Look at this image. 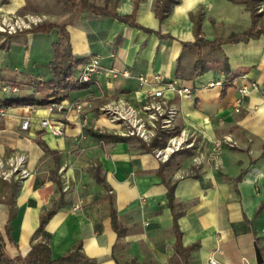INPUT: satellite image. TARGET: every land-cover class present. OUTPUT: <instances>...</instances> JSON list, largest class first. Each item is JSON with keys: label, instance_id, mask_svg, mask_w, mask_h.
Here are the masks:
<instances>
[{"label": "crops", "instance_id": "crops-1", "mask_svg": "<svg viewBox=\"0 0 264 264\" xmlns=\"http://www.w3.org/2000/svg\"><path fill=\"white\" fill-rule=\"evenodd\" d=\"M87 1L91 9L74 13L58 1L41 11L42 0H0V13L44 18L0 49L5 110L0 160L8 170L9 159L21 158L26 171L0 177L5 254L24 257L33 244L45 241L52 259L79 246L97 264H264V33L221 43L211 68L199 75L191 72L195 53H185L183 77L176 76L183 45L195 41L196 25L207 41L264 30V0H254L253 14L249 0ZM126 16L131 24L119 19ZM51 23L64 25L79 61L72 75L78 88L56 103L87 102L82 114L50 111L45 104L55 98L49 64L58 31L45 29ZM4 39L0 35V44ZM93 57L101 72L79 85V72ZM219 58L228 73L217 66ZM154 75L191 88L189 97H164L178 110L175 130L186 131L193 145L206 142L215 150L212 165L183 175L190 164L183 156L161 160L137 137L96 136H114L99 107L120 99L139 108L158 85ZM211 81L223 85L207 86ZM242 84L249 87L246 95L238 92ZM4 85L16 91H2ZM25 118L29 125L21 130ZM44 119L61 127L62 134L41 127ZM55 201L60 208L39 231L41 217ZM77 203L81 208L74 211ZM8 224L12 240L5 233Z\"/></svg>", "mask_w": 264, "mask_h": 264}, {"label": "built area", "instance_id": "built-area-1", "mask_svg": "<svg viewBox=\"0 0 264 264\" xmlns=\"http://www.w3.org/2000/svg\"><path fill=\"white\" fill-rule=\"evenodd\" d=\"M42 22L41 18L34 16H24L22 18L17 17L12 19L10 17H2L0 19V32L6 34H15L23 29H29L32 24ZM101 67L97 58H90L87 60L77 77V83L79 85L88 84L93 82V75L101 72ZM110 74L115 75V71H109ZM141 83H146V79L143 76L138 78ZM154 80L158 83L157 87L147 92L146 100L141 104L139 108L133 107L124 100L117 99L103 104L99 107V112L103 115L109 124L112 126L111 132L114 135L123 137L133 136L141 139L145 143H149L157 134V132H166L171 134L167 140L166 145L162 148L154 150L156 157L161 160H167L168 157L174 152L183 149L184 147L190 148L193 146V141H190V135L181 130L178 134L175 133V119L178 115L177 108L168 103L164 97L166 93H172L180 97H189L191 95V88L184 85H179L175 81L162 82L159 75H154ZM214 84L223 85L222 82H209L207 86L212 87ZM256 85L251 84V89H255ZM16 91V88H11L8 85L2 87V91ZM249 91V87L246 84L238 87L240 95H246ZM89 104L84 101L76 100L67 104H58L56 102H50L48 104L49 110L56 109L58 111H75L77 114L84 112V107ZM238 111V109L236 110ZM5 116V110L0 106V122ZM41 127L50 128L54 135H61V127H55L50 123L48 119L41 121ZM29 125V118H25L20 122V129L26 130ZM179 139L180 143L175 145L174 140ZM227 140V139H226ZM231 142L230 139L227 140ZM167 149H170L167 151ZM9 166L8 170L4 169V163L0 160V177L2 179H9L13 174L20 172L21 176L26 175V171L22 170L23 160L21 158L14 157L7 162ZM81 208L80 203L74 204L72 209L79 210ZM215 264V261H211Z\"/></svg>", "mask_w": 264, "mask_h": 264}, {"label": "trees", "instance_id": "trees-1", "mask_svg": "<svg viewBox=\"0 0 264 264\" xmlns=\"http://www.w3.org/2000/svg\"><path fill=\"white\" fill-rule=\"evenodd\" d=\"M61 3V5L66 8L68 11L71 12H80L84 10L91 9L90 4L87 0H79L75 2L74 0H57ZM253 2L254 0L248 1V6L250 8V11L252 14L254 13L253 8ZM120 20L126 23H130V17H119ZM136 26L135 24H132ZM56 28L58 31V39L56 42L52 44L53 48V58L50 61L49 67L53 74V80L50 82V88L52 89V93L50 96L55 97L50 102H59L61 101L68 91L77 89L78 86L76 83L72 80L73 71L76 68V66L79 64V61H76L71 53L70 44L68 41V35L67 32L64 29V25L60 24H48L45 26L46 30ZM33 28L31 27L28 29V31L32 32ZM261 33H264V30H256L248 29L242 32L240 35H232L228 37L225 40H219L215 39L214 41H207L199 37V27L196 25L195 30V41L190 45H183L182 53L180 55V58L178 59V67L176 70V76L178 78L183 77V74L181 72V56L185 53H190L192 55V52L195 53V59L194 63L191 66V72L192 76L202 74L204 71L211 68L209 62H212L215 57V53L219 51L220 44L223 42H239V41H246L248 38L254 37L256 38ZM16 34V33H15ZM0 35L5 36L4 41L0 44V49L3 47L6 43L9 42L10 37L14 34H6L1 33ZM208 51L207 57L203 56L204 50ZM217 66L222 69L225 73H228V68L225 63L224 58H219L217 63ZM27 101H8V105H17V104H24ZM45 104H48L50 102L45 101ZM100 139H111L114 141L118 140H124L126 137L119 136V135H106V134H97L96 135ZM164 137L163 133H160V135L154 137L147 145L143 143V148L147 151L153 150L154 148L158 147L159 140L158 138ZM165 145V144H164ZM163 145V146H164ZM162 146V147H163ZM60 208V203L58 201H55L52 203L51 208L48 210L47 213H45L41 217L39 231H42L44 228V225L47 222L48 217L54 213L55 210ZM112 224L114 228L117 230L116 226V220L115 217L112 219ZM6 236L9 240L11 239V227L8 226L5 229ZM178 252L181 254L184 252L181 247H178ZM0 264H97L94 260H91L87 258L83 253L80 252V247L77 246L72 251L66 253L65 255H62L61 257L57 259L51 258V252L48 244L45 241H39L31 246V249L29 252L24 256L20 257L17 256L15 258L8 257L4 252V241L2 238V235L0 234Z\"/></svg>", "mask_w": 264, "mask_h": 264}, {"label": "rangeland", "instance_id": "rangeland-1", "mask_svg": "<svg viewBox=\"0 0 264 264\" xmlns=\"http://www.w3.org/2000/svg\"><path fill=\"white\" fill-rule=\"evenodd\" d=\"M49 5H51V6L57 5V1L56 0H42V4L40 6H37V7H38V9H40L42 11L45 9H49ZM58 5H60V4L58 3ZM260 6H262V5L260 4ZM60 7H62V6H60ZM259 7L257 8V10H260ZM24 16L39 17V18H41L42 22H44V18L41 16H37V15H21L18 13H13V14H11V13L10 14L0 13V19L2 17H10L12 19H15L17 17L22 18ZM42 22H40V23H42ZM37 24H39V23H37ZM32 26H34V24H32L31 27ZM24 30H26V29H23V31ZM160 133H163L164 137L162 136L161 138H158L159 144H158V147H156L155 149L162 148V146L164 144L166 145L167 140L171 136V134H167L166 132H157L156 136L160 135ZM178 133L179 132L175 131L174 134H178ZM210 144H212V142H210ZM214 151L215 150L212 149V146L210 147L208 144H206V142H202L200 145L199 144L196 145V143H195L190 148L184 147L183 149H180V150L174 152L169 157L179 155V156H183V157L187 158L190 161V164H189V166H186L188 169L183 172V175H188V174H193L194 171L195 172L198 171L195 168L196 166L200 167V166H203L205 164H209V165L211 164L212 165V157L215 156Z\"/></svg>", "mask_w": 264, "mask_h": 264}, {"label": "bare ground", "instance_id": "bare-ground-1", "mask_svg": "<svg viewBox=\"0 0 264 264\" xmlns=\"http://www.w3.org/2000/svg\"><path fill=\"white\" fill-rule=\"evenodd\" d=\"M174 143H175V145H178L179 143H180V140L179 139H175L174 140ZM170 149H167V151H169Z\"/></svg>", "mask_w": 264, "mask_h": 264}]
</instances>
